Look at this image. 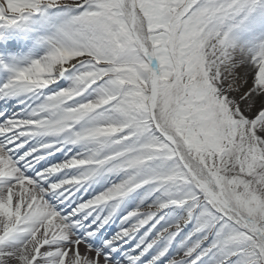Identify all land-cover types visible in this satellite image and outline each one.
Segmentation results:
<instances>
[{"label":"snow or ice","instance_id":"1","mask_svg":"<svg viewBox=\"0 0 264 264\" xmlns=\"http://www.w3.org/2000/svg\"><path fill=\"white\" fill-rule=\"evenodd\" d=\"M0 264H264V0H0Z\"/></svg>","mask_w":264,"mask_h":264},{"label":"bare ground","instance_id":"2","mask_svg":"<svg viewBox=\"0 0 264 264\" xmlns=\"http://www.w3.org/2000/svg\"><path fill=\"white\" fill-rule=\"evenodd\" d=\"M80 250H81V252H84V247H83V246H81V249H80Z\"/></svg>","mask_w":264,"mask_h":264}]
</instances>
